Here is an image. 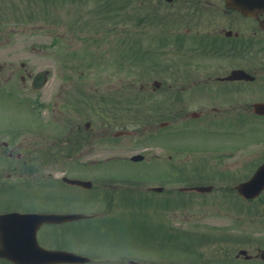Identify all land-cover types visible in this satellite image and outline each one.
<instances>
[{"label":"rangeland","instance_id":"rangeland-1","mask_svg":"<svg viewBox=\"0 0 264 264\" xmlns=\"http://www.w3.org/2000/svg\"><path fill=\"white\" fill-rule=\"evenodd\" d=\"M2 4L5 12L0 7V130L50 124L54 134L42 141L46 146L40 148L38 143L34 146L35 155H40L47 165L46 170L42 168L45 174L51 164L54 177L63 172L107 177L100 183L95 177V185L90 189L69 186L48 175L45 178L49 184L47 181L16 184L19 179L27 182L34 174L31 169L22 173L25 167L22 160L13 157L7 165L0 163V180L10 171V177L4 180L7 183H0V208L49 206L96 214L95 220L43 226L38 233L39 244L46 248L89 255L93 262L85 264H125L128 258L152 264L153 259L164 257L187 258L185 264H196V258L203 254L202 232L215 231V227L210 226H216V222L227 223L232 214L228 208L220 212L216 208H204L200 203L204 196L173 191L184 184L182 180L190 179L196 184L195 168L209 165L194 161V151L189 150L193 145L218 144L223 138L229 139V144L243 142L259 134L249 127L250 118L244 122L238 117L227 119L224 125L228 128L238 125L239 134H210L199 127L192 130L191 118L185 114L188 116L190 110H200L210 104L227 107L223 111L230 113L237 104L233 100L239 98L189 100L184 55L178 47L172 50L173 37L172 40L155 39L147 26L136 25L135 19L147 10L140 7L138 0L137 4L133 0L41 3L39 0H3ZM103 5L106 7L100 9ZM169 9L174 12L176 6ZM32 13L33 17H29ZM94 22L100 25L92 24ZM134 29L141 35L133 33ZM129 34L137 35L140 40H129ZM154 42L166 46L161 48L166 49L165 55L158 54L159 48L152 44ZM24 61L26 71L51 70L47 83L36 91L30 88L29 82L24 85L19 81L18 75L23 72L20 64ZM155 79L160 81L156 89ZM108 98L112 101H104ZM243 99H247L246 96ZM149 116L156 117L150 119ZM124 118L130 121L126 120L125 127L129 134L116 136L114 130L123 129L125 125H113L111 120ZM86 119L97 121L101 133L107 129V135L99 143L100 153L87 157L119 156L102 165L98 161L82 165L75 156L63 157L65 147L61 145L65 142L61 141V136L67 130L66 121L77 120L81 124ZM146 119L151 120V124L148 125ZM161 120H169L170 124L162 128L160 134L159 131L154 134ZM142 130L147 131L144 138ZM73 135L78 140V135ZM94 146V143L88 146L89 153L96 151ZM137 153L144 155L143 160L131 161L130 156ZM52 156L60 159L52 161ZM31 166L34 165H26ZM214 171L207 168L197 175L213 176ZM160 182H168L163 190L166 196L145 190L146 186ZM173 228L179 234H173ZM179 229L185 232L177 231ZM167 235L172 237L165 241ZM197 241L201 244L196 245ZM194 254L195 259L187 261ZM121 255V260L117 259ZM0 264L9 263L0 259Z\"/></svg>","mask_w":264,"mask_h":264},{"label":"flooded vegetation","instance_id":"flooded-vegetation-1","mask_svg":"<svg viewBox=\"0 0 264 264\" xmlns=\"http://www.w3.org/2000/svg\"><path fill=\"white\" fill-rule=\"evenodd\" d=\"M259 4L260 0H145V16L135 19L136 25L147 26L155 39H181L189 100L221 97L241 99L250 96L249 103L244 101V104L238 105L237 101L233 108H237L236 117L241 120L243 116L255 117L249 127L258 132L259 136L232 144H229V139L223 138L210 149L221 151L220 144L227 145L232 151L224 150L217 156L203 152L204 144L193 145L194 161L211 163L210 167H198L196 170V180H199L196 184H201L200 180L203 179L209 180L211 184L209 190L197 191L198 196H204L201 197V205L206 209L216 208L219 212L228 208L232 214L228 212L232 217L227 223L216 222V226L211 225L215 231L207 229L202 232L203 255L200 260L204 264H264V180L257 186L244 185L243 192L240 189L241 183H245L258 168L263 166L264 169V113L252 112L255 103L264 104V6ZM174 6L176 9L173 12L169 8ZM137 31L134 29V33ZM137 34L141 35L139 32ZM154 45L157 46L156 42ZM25 74L27 77L32 75L31 72ZM10 75H14L12 69ZM211 110L221 109L212 106L205 109L204 114L200 113L198 121L196 113H191L195 118V121L191 120V129L203 127L206 133L219 132L222 135L241 133L238 125L230 128L224 125L222 116L225 111L214 117L210 116L214 115V111L210 115L206 114ZM87 121L84 124H78L80 121L77 120L70 122L77 126L78 140L69 136L68 132L63 138L67 151L65 156L69 158L71 153L70 158L78 157L82 165L97 162L96 157L87 156L100 153L101 150L99 123ZM111 121L117 125L120 120ZM124 125L118 133H129L125 128L126 123ZM46 139L34 138L23 143L7 135L0 139V150L4 153L8 147L9 156L22 160V167L25 166L21 169L22 173L30 169L37 173L47 165L43 164L40 155H35L34 146L38 143L40 148L45 147L42 141ZM93 143L96 151L89 153L88 146ZM240 146H248L253 151L242 154L236 160V153L241 152ZM75 149L78 151L74 152ZM29 163L34 166L26 167ZM207 168L215 169V174L197 175ZM7 176L10 177V172H7ZM205 195H209V198Z\"/></svg>","mask_w":264,"mask_h":264},{"label":"water","instance_id":"water-1","mask_svg":"<svg viewBox=\"0 0 264 264\" xmlns=\"http://www.w3.org/2000/svg\"><path fill=\"white\" fill-rule=\"evenodd\" d=\"M44 74L36 79V85L43 83ZM78 214L75 215H38L31 214L27 216V220L30 222V225L26 227L28 230L25 231L26 234H23L26 237L25 242L18 243L16 241L15 233L12 232L11 226L4 225L2 226V231L0 230V255L12 259L17 264H44L47 262L55 261H82L85 260L80 255L69 254L68 252L61 251H47L44 248L42 249L37 245L36 238L34 236L35 228L42 223V221H53V220H64V219H75L78 217ZM31 222H33L31 224ZM36 224V225H35ZM36 226L34 229L33 227Z\"/></svg>","mask_w":264,"mask_h":264}]
</instances>
